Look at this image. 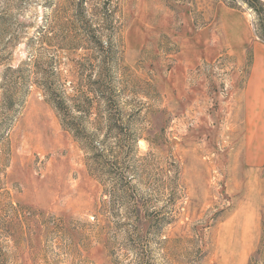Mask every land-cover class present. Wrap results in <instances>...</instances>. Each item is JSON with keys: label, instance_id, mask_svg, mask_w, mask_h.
Listing matches in <instances>:
<instances>
[{"label": "rangeland", "instance_id": "rangeland-1", "mask_svg": "<svg viewBox=\"0 0 264 264\" xmlns=\"http://www.w3.org/2000/svg\"><path fill=\"white\" fill-rule=\"evenodd\" d=\"M219 2L263 40L264 0H0V264H264V168L237 158L248 68L190 42ZM101 92L117 129L73 105Z\"/></svg>", "mask_w": 264, "mask_h": 264}, {"label": "crops", "instance_id": "crops-1", "mask_svg": "<svg viewBox=\"0 0 264 264\" xmlns=\"http://www.w3.org/2000/svg\"><path fill=\"white\" fill-rule=\"evenodd\" d=\"M191 45L198 59H214L225 52L248 71L235 102L240 126L237 158L250 174L264 168V41L254 33L248 13L219 2L216 17L193 34ZM262 181V179H261Z\"/></svg>", "mask_w": 264, "mask_h": 264}, {"label": "trees", "instance_id": "trees-1", "mask_svg": "<svg viewBox=\"0 0 264 264\" xmlns=\"http://www.w3.org/2000/svg\"><path fill=\"white\" fill-rule=\"evenodd\" d=\"M43 86H47V85H45L44 83ZM44 90H46L47 92V87H44ZM51 99L58 112L62 114V119H64V122L65 121L69 122L70 119V122L68 123V129L75 134L76 138L82 139L83 138L82 134H85L86 127L83 126V124L77 122L78 119L77 117H74L75 120L72 119L71 117L72 115L70 114V110H69L72 108L69 104L66 103L65 97L62 94H56V95L54 94L51 97ZM78 99L80 100L79 103H78ZM113 101H114V97L110 94L107 95L102 92L93 93V94L86 93V94L78 95L73 105L77 107V108L75 107V109H79V111L84 112V114L90 113L92 108L97 109L98 120H99L98 125H100L101 127V124L105 123L104 127H101V129L109 127L111 131L113 129H117V127L120 126V123L118 122H120V120L123 119L121 116L122 111L114 106ZM102 105H104L103 110L100 109ZM86 142H87L86 144H87L88 152L95 154L94 140L90 138L89 141ZM118 148L121 150L123 147L121 144H119ZM92 160H93L92 164L95 166L94 170L101 173L103 178H111V176H116L119 182L123 181V178L121 179L122 175H114V173L112 172L111 169L112 164L109 159L108 153L102 152ZM113 194L114 196L117 195L116 191L113 193V192H108V190L106 189V195L113 196Z\"/></svg>", "mask_w": 264, "mask_h": 264}]
</instances>
